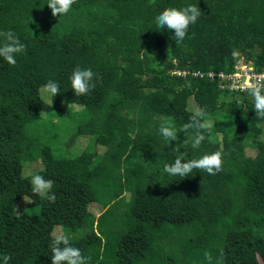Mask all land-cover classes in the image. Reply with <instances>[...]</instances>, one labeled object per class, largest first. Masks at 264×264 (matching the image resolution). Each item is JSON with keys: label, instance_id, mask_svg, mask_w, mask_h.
I'll list each match as a JSON object with an SVG mask.
<instances>
[{"label": "trees", "instance_id": "trees-1", "mask_svg": "<svg viewBox=\"0 0 264 264\" xmlns=\"http://www.w3.org/2000/svg\"><path fill=\"white\" fill-rule=\"evenodd\" d=\"M48 2L0 0V32L11 30L26 45L15 66L0 58V264L6 254L9 264H52L56 226L75 236L70 243L84 257L89 244L99 259L112 248V264H170L159 258L163 242L191 227L199 232L185 251L197 254L201 247L212 264L221 251L224 264L264 262V120L255 116L247 92L221 89L217 77L207 76L233 72L234 49L264 69V0H76L61 17L52 16ZM192 4L201 15L176 45L155 17ZM76 67L96 74L95 88L85 96L71 89ZM48 80L60 84L53 99L41 93ZM197 108L206 110L211 131L199 149L189 144L180 151L185 159L222 151L223 171L169 176L164 165L174 162L172 148L186 136L179 132L177 141H168L159 127L171 118L179 130ZM54 110V116L80 123L75 137L95 138L103 151L99 159L89 150L74 158L57 156L51 147L35 150L28 126ZM39 161L41 167L25 175ZM34 174L53 181L55 203L33 194ZM135 178L140 182L133 185ZM96 180L118 183L117 198L130 187L129 228L113 246L108 232L95 231L96 220L111 209L108 203L95 208L102 212L98 217L92 213Z\"/></svg>", "mask_w": 264, "mask_h": 264}, {"label": "clouds", "instance_id": "clouds-1", "mask_svg": "<svg viewBox=\"0 0 264 264\" xmlns=\"http://www.w3.org/2000/svg\"><path fill=\"white\" fill-rule=\"evenodd\" d=\"M154 2L155 0H150V3ZM75 3L76 0H49L47 5L51 9L53 17H61L67 15ZM201 12V9L194 4L181 9L169 7L155 17V23L158 29H167L172 32V39L176 41V45H179L186 38L190 25L196 24ZM0 37L3 38V43L0 44V58H3L8 65L15 66L17 64L16 55L25 52L26 45L11 30L0 32ZM170 49L171 46L169 52ZM231 55L237 63L241 62L240 53L237 50L234 49ZM95 76L96 74L91 68L76 67L69 77L74 94L76 96L89 94L95 88L93 83ZM240 88L252 98L255 116L260 120H264V73L245 79ZM59 92L60 84L53 80H48L41 87V93L50 96L52 99ZM239 107H242L244 112L248 111L247 106H244V104L239 105ZM206 116L205 109L197 108L190 117L189 122L182 125L179 130L174 126L171 118H167L161 123L159 133L165 140L177 141L179 132H183L186 136L182 144L178 143L172 148L177 156L173 163L164 165V173L169 176L188 177L196 169L213 176L223 171L222 151L217 150L210 154H204L198 159H185V153L180 151L181 147L186 148L189 144L193 150L200 148L202 142L206 139L205 132L210 133L212 128V122L210 119H206ZM30 183L33 194L55 203L56 195L54 193L49 195L53 187L52 180L34 174L31 176ZM23 199L27 202L25 197ZM49 246L52 253V264H87L80 248L73 246L70 243V238L65 234H54ZM223 256L224 252L221 251L218 264H224ZM11 259V255H4L2 257L3 264H9ZM87 259H90V257ZM205 259L208 264H212L213 257L210 253H205Z\"/></svg>", "mask_w": 264, "mask_h": 264}, {"label": "rangeland", "instance_id": "rangeland-1", "mask_svg": "<svg viewBox=\"0 0 264 264\" xmlns=\"http://www.w3.org/2000/svg\"><path fill=\"white\" fill-rule=\"evenodd\" d=\"M240 60L241 62L237 63L236 65V68L240 73L242 72V68L246 71L251 69L250 67L252 66L250 65V63H247L244 58H241ZM77 108L78 106L76 105H69V110H76ZM61 109V112L65 114V107L62 106ZM55 112L56 110H54V114L52 115L44 114L42 120L29 124L28 132L35 141V150L39 151L43 147H51L53 149H56L57 156L59 155L60 157L68 158L77 157L85 150H89L90 152L95 154V160L99 159L100 155H102L101 153H99V151H103L99 149L98 146H96L95 138L91 135H77V137H75L74 133L76 134V130L80 123L77 125V123L72 122V120L64 115L56 117L54 116L57 115ZM260 139L264 141V132ZM247 153L249 156L253 157L255 156L256 151L252 148H248ZM39 167H41L40 161L39 163L30 165L25 175H30L31 172L36 171ZM139 182L140 180H138V178H135L133 185ZM93 192L96 195L97 201L91 204V211L95 216H98L102 213L95 208L102 209L106 204L111 203V209L103 217V219H101L100 221L96 220V223H100V228H96L95 231L99 234H102V231L108 232L110 234L109 242L111 243V246H113L116 242V237L125 233L129 228V208L131 198L130 187L124 186L123 193H121L117 198V196L115 195H117L118 193V183L106 186L103 181L96 180L93 183ZM25 202L26 201L24 200L23 204ZM29 211L33 212V214H39V210L36 208L29 209ZM198 232V228L196 229L194 227H191L186 230L175 231V234L173 235L170 234L171 238L163 242V250L161 253H159V258L173 260L174 262H171L170 264H202L203 262H205V252L203 248L200 247L198 252H196L197 254H192L193 251H190L189 249L185 251L186 246L190 247L195 245V238ZM56 233L65 234L70 239L75 238L72 233L70 234L67 230L64 231L60 226H56L54 228L53 235ZM262 233L264 235V228H262ZM77 237L80 238L79 235ZM102 238L103 241H105V236ZM88 247L90 251H85L86 260H93V262H100L102 264H112V248L107 250L105 254H102L99 259L93 257L95 252L94 250H96L95 245L89 244ZM155 249H157L156 246ZM89 257L90 259H87ZM156 260L157 258H155V261ZM152 263L153 262H143V264ZM251 263L264 264V262L260 261L259 259H252ZM154 264H163V262H154Z\"/></svg>", "mask_w": 264, "mask_h": 264}, {"label": "built area", "instance_id": "built-area-1", "mask_svg": "<svg viewBox=\"0 0 264 264\" xmlns=\"http://www.w3.org/2000/svg\"><path fill=\"white\" fill-rule=\"evenodd\" d=\"M247 62V61H246ZM250 63V65L253 67H250L251 69L249 70H244L243 68L241 69L242 72L240 73L239 70L236 68V65L234 66V70L231 73H224L220 72L218 74H215L213 72H209L207 76L211 79H214L217 77L219 79V87L221 89H227L228 91H238V92H246L241 90L240 85L243 83V81L249 77H253L255 75L264 73V69L262 71H258L255 67V65L252 62H247ZM200 75L203 76L204 74Z\"/></svg>", "mask_w": 264, "mask_h": 264}, {"label": "crops", "instance_id": "crops-1", "mask_svg": "<svg viewBox=\"0 0 264 264\" xmlns=\"http://www.w3.org/2000/svg\"><path fill=\"white\" fill-rule=\"evenodd\" d=\"M98 216H99V215H98ZM98 216H97V217H98Z\"/></svg>", "mask_w": 264, "mask_h": 264}]
</instances>
